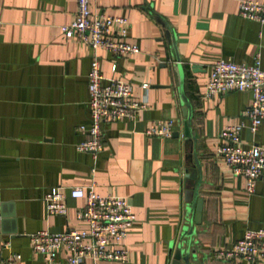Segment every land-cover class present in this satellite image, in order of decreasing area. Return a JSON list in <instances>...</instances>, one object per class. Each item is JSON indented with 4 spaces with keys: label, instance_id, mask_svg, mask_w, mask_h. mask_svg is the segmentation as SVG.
<instances>
[{
    "label": "crops",
    "instance_id": "1",
    "mask_svg": "<svg viewBox=\"0 0 264 264\" xmlns=\"http://www.w3.org/2000/svg\"><path fill=\"white\" fill-rule=\"evenodd\" d=\"M239 1L88 0L90 13L126 18L124 41L137 48L126 56L99 51L102 82H128L136 101L143 97L140 85H147L146 108L132 121L101 124L102 149L92 156L75 148L85 137L77 127L89 124L92 51L59 30L72 22L75 0H0L1 258L14 252L16 264H43L30 248L29 234L86 230L87 224L74 217L83 198L67 193L92 183L99 195L124 197L134 220L123 239L124 261L83 264H170L175 244L187 236L196 264H247L218 258L216 251L245 229L264 227V175L246 192L243 177L231 174L216 149L221 129L239 122L240 146L264 144V121L253 133L248 130L242 114L248 91L203 95L209 67L218 59L250 64L258 55L264 69V25L241 18ZM176 64L186 70L182 93ZM181 94L190 107V141L183 137ZM161 120L172 123L168 136L144 134ZM190 151L199 165L201 209L187 235ZM51 187L65 194L64 215L46 213L42 197Z\"/></svg>",
    "mask_w": 264,
    "mask_h": 264
},
{
    "label": "built area",
    "instance_id": "2",
    "mask_svg": "<svg viewBox=\"0 0 264 264\" xmlns=\"http://www.w3.org/2000/svg\"><path fill=\"white\" fill-rule=\"evenodd\" d=\"M76 8L71 23L60 26L66 39L74 38L92 51L87 75L89 124L79 125L77 130L85 137L75 145L78 151L94 156L102 149L101 124L127 120L146 108V84H141L143 97L136 101L131 98L128 82L108 79L102 82L97 53L104 51L115 56H126L137 52L133 44L124 40L128 31V20L90 13L88 0H75ZM238 15L246 20L264 25V0L261 2L241 0L237 4ZM115 64L111 65L114 71ZM248 91L250 101L242 114L247 119V128L253 133L264 121V69L255 55L252 63L243 64L218 59L209 67L204 96ZM170 120L152 122L145 130L148 136L165 137L170 133ZM242 122L227 125L219 132L221 143L216 154L234 176L245 181V190L253 191L255 181L264 175V144L242 147L238 134ZM67 195L83 198L84 203L74 213L76 220L87 224L86 230L67 229L58 233L41 230L28 235L32 251L42 257L43 264H83L85 260L124 261L126 249L123 239L134 215L124 197L99 195L93 184L85 189L70 187ZM48 215H64L65 194L59 187H51L42 197ZM6 247V243L2 245ZM218 258H238L247 264H264V227L249 228L230 246L216 251ZM19 254L11 252L6 258L0 257V264H16Z\"/></svg>",
    "mask_w": 264,
    "mask_h": 264
},
{
    "label": "water",
    "instance_id": "3",
    "mask_svg": "<svg viewBox=\"0 0 264 264\" xmlns=\"http://www.w3.org/2000/svg\"><path fill=\"white\" fill-rule=\"evenodd\" d=\"M193 68L190 69V71ZM186 70L182 68L180 64L175 65V76L177 77L178 87L180 89V93H182V86L183 80ZM181 114L185 117V121L183 124V137L185 141L193 140L189 133V119H190V107L189 103L181 94ZM189 163L192 161L191 168L186 170L185 173V191H184V198L187 205L186 213H191L192 216L188 220L189 221V231L188 234L191 232V224L198 223V218L200 216V209H201V199L198 198L197 195V187L199 184V179H197V175L199 174V165L197 160L194 156H192L191 151L186 156ZM172 249V245L170 244L169 250ZM196 254L195 249L192 247L190 243V238L187 236L186 239L179 240L172 250L171 261L170 264H196Z\"/></svg>",
    "mask_w": 264,
    "mask_h": 264
}]
</instances>
